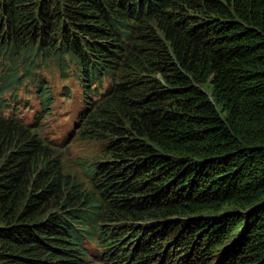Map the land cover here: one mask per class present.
<instances>
[{"label":"trees","instance_id":"trees-1","mask_svg":"<svg viewBox=\"0 0 264 264\" xmlns=\"http://www.w3.org/2000/svg\"><path fill=\"white\" fill-rule=\"evenodd\" d=\"M42 59L110 78L77 121L113 157L92 189L5 113ZM5 62L0 264H264V0H0Z\"/></svg>","mask_w":264,"mask_h":264},{"label":"rangeland","instance_id":"rangeland-1","mask_svg":"<svg viewBox=\"0 0 264 264\" xmlns=\"http://www.w3.org/2000/svg\"><path fill=\"white\" fill-rule=\"evenodd\" d=\"M40 64L31 73V71L25 70L24 64L19 63L18 77L23 72L24 77L16 80L15 85L6 90L8 106L5 107V113L7 116H17L28 124L37 122L39 128L37 129L43 138L53 147L56 146L60 149L65 171L80 181L84 187L92 189L93 184L85 173L86 164L98 160L112 161L113 157L104 149L105 142L84 138L81 133L83 126L78 131L77 121L79 111L84 107L85 102L89 98H97L100 92L108 87L110 79L106 77L103 83L98 85V91L93 88L90 92V89H86L78 78V72L73 62L67 61L64 66H61L56 64L53 59H42ZM7 69L6 62L0 65V84L4 72L8 71ZM62 71H64V75ZM41 77L44 78V84L48 85L52 92L53 101L49 106H46V100L41 94L44 88L39 87L38 84ZM14 89L17 99L12 97ZM89 115L90 112L85 118V123ZM123 163L121 160L120 165ZM238 208L234 205L224 207L225 210ZM86 245L91 253L98 250L96 240H87ZM123 245L121 244V246ZM92 261L93 264H101L94 259Z\"/></svg>","mask_w":264,"mask_h":264},{"label":"clouds","instance_id":"clouds-1","mask_svg":"<svg viewBox=\"0 0 264 264\" xmlns=\"http://www.w3.org/2000/svg\"><path fill=\"white\" fill-rule=\"evenodd\" d=\"M109 79H110V78H109ZM38 84H39V83H38ZM44 85H45V84H44ZM98 85H101V84H97V85H96L97 87H96L95 89H96L97 91H98ZM47 86H48V85H47ZM41 88H42V87H41ZM43 88H44V87H43ZM87 88H88V87H86V89H87ZM91 88H92V86H91ZM93 88H94V87H93ZM44 89H45V88H44ZM44 89H43V90H44ZM43 90H42V91H43ZM47 90H48V92H50L51 95H52V92H51L49 86L47 87ZM105 91H106V89H105L103 92H105ZM48 92H46V93H48ZM41 94L43 95V99L46 100V98L44 97V94H43L42 92H41ZM99 97H100V96H98L97 99H98ZM93 99H94V98H93ZM50 100H51L50 103H52V101H53L52 98H51ZM89 100H90V98H89L87 101H89ZM87 101H86V102H87ZM86 102H85L84 106L87 104ZM46 103H47V100H46ZM50 103H47L46 106H49ZM83 108H84V107H83ZM83 108H82V109H83ZM82 109H81V110H82ZM81 110H80V111H81ZM80 111H79V113H80Z\"/></svg>","mask_w":264,"mask_h":264}]
</instances>
